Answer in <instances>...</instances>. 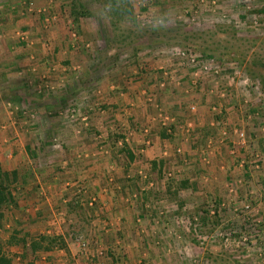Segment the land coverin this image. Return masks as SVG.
Here are the masks:
<instances>
[{
	"label": "rangeland",
	"instance_id": "rangeland-1",
	"mask_svg": "<svg viewBox=\"0 0 264 264\" xmlns=\"http://www.w3.org/2000/svg\"><path fill=\"white\" fill-rule=\"evenodd\" d=\"M25 1L24 15L17 14L18 8L0 4V24L9 27L0 30V44L5 46L7 38L14 42L6 49L8 54L0 52V56L17 55L19 46L31 52L25 55L30 66L16 77L27 76L24 91L30 100L22 104L26 110L15 100L23 96L19 92L12 96L13 90L5 86L0 92L10 97L7 116L21 119V132L29 130L30 145H39L46 155L32 164L26 159L21 162L19 174L25 175L30 165L36 173L25 187L14 188L18 206L13 216L7 212L0 222V243L13 264H24V260L26 264L98 263L93 250L89 256L82 252L77 241L81 237L105 249L101 264L109 259L128 261L127 255L145 264L151 260L152 246H168L162 256L172 253L173 259L178 256L187 264H264V0H49L47 6ZM56 3L65 7L59 16L52 10ZM58 19L66 29L60 30L61 45L52 46ZM36 40L46 48V56L54 58L43 65L44 72L39 69ZM111 74L114 84L125 75L132 87L142 81L132 78L147 75L144 86L148 89L141 90L142 114L136 116L131 106L127 111H113L86 91V81L92 79L97 81L96 92H104ZM174 85L189 98L179 109H171L177 111L176 117L160 101L162 92ZM22 86L16 80L12 88L23 91ZM32 103H47L49 108L38 110ZM118 114L121 122H129L126 132L123 123L115 121ZM36 120L43 122L34 124ZM220 125L223 136L208 130ZM235 130L246 134L245 146ZM87 135L93 137L94 150L79 152V164L73 163V168L98 169L95 175L89 172L93 179L103 178L99 172L106 168L112 175L106 169L103 185L87 187L78 181L71 186L56 175L60 168L56 160L62 161L72 139ZM173 135L189 145L188 151L206 147L215 152L227 146L229 153L221 152L214 174L209 170L213 167L209 155L200 157L199 152L193 159L194 154H187L181 144L172 153L156 141L158 136ZM138 137L141 141L132 142ZM156 146L164 157L152 158ZM113 153L119 159L112 168L122 173L114 174L107 166ZM169 164L180 172L170 176ZM195 174L199 192L189 200L190 192H182L193 190L187 175L195 178ZM52 181L55 186L49 193L54 199L46 203L39 185H52ZM169 187L173 190L167 194ZM118 205L132 209L134 216L128 220L110 216ZM22 228L23 234H30L29 240L62 238L67 248L34 257L31 250L9 244L13 231ZM127 247H132L130 252Z\"/></svg>",
	"mask_w": 264,
	"mask_h": 264
},
{
	"label": "crops",
	"instance_id": "crops-1",
	"mask_svg": "<svg viewBox=\"0 0 264 264\" xmlns=\"http://www.w3.org/2000/svg\"><path fill=\"white\" fill-rule=\"evenodd\" d=\"M22 1L27 2L25 0H0V4L4 5L2 7H5L7 9L18 8L17 9V14L18 15L19 14L24 15L22 11L24 10L25 5H24V2H22ZM29 1H35L36 4L41 5V6H47L49 4V0H29ZM14 3L16 5L12 7V5ZM59 5L61 6L60 3H56V5L52 7V10L53 9L55 10V13L57 14V16H59L63 12V8H65V7L62 8ZM2 7H1V9H2ZM7 9H5V11H7ZM3 10H4V8H3ZM24 21H26V20H21V22H24ZM67 23H69V21ZM65 26H66V24L63 22V20L62 19H58V22H57V24L55 26L56 27L55 32L53 33V34L56 33L55 34V38L53 37V42L50 41L52 46L61 45V40H60L61 37H60V35L62 33H61L60 30L66 29ZM7 28H9V27L5 23L0 24V30L4 29L6 31ZM47 38L48 39L52 38V35H51V37H47ZM12 41H13V39L7 38V43H6L5 46H3L4 44L3 45L0 44V52L8 54V51L6 49L9 50V46L14 44V42H12ZM35 44H37L36 45V47H37L36 48L37 49L36 50V52H37L36 56L38 57L37 61L40 63L39 64L40 66L39 65L38 66H39V69L42 71V69H44L43 65L46 64V63L54 62V58H53V55H50V54L46 56V48L43 49V45L40 44V41L36 40ZM38 44L42 48L40 46L38 47ZM23 47L19 46V47L15 48L16 54L18 53L17 55H14L15 53L12 52V55H10V54L7 55L6 59L3 58V56H0V89H2L5 86L7 88V90H8V88L13 90L12 91V96L17 94L18 92H19L20 95H23L24 97L21 96V97H18L17 99H15V100H18L17 104H20L22 109L24 108L26 110V108L23 107L22 104L25 102V99L26 100H30L29 94L24 91V89L27 88V76H23V77H20L19 79L18 78L16 79V77L17 76H21V72L25 68L30 66V64H31L28 61L29 59L25 58V55L30 54L31 52L29 51V49H26V48H23ZM39 53H41L42 55H44L46 57H41L39 55ZM7 58H10L9 59L10 62L8 64H3V63L8 62V61H6ZM42 58L45 60V62L42 61L43 60ZM42 72H44V71H42ZM134 73L136 74V71H134ZM159 73H160V71H159ZM112 76L113 75L111 74L109 77H107V79L109 81H108V86L104 87V89H103L104 92H96V91H98V89L95 87L97 81H93L92 79H88L86 81V83H87V86H86L87 90L86 91H88L90 93H93V97L94 98H98L99 100H101L104 103L106 102L108 105H110L112 108H114L113 111H120L121 108H123V111L124 110L127 111L126 107L131 106L130 109L135 112L136 116H139L140 114H138V113H140V112L142 114L143 110H141L140 106L143 105L145 99L142 96L143 92L141 90H143L144 87L148 89L147 86H144L145 85L144 83L146 82V79H147V75H142L141 77L132 78L133 80L142 79V81L135 82L133 87L126 83V79H125L126 76L125 75L122 76V78L120 79V80H123V79L124 80L119 82L118 84H114ZM16 80H17V82L21 81V83L25 86V87L22 86L23 89H20V90H23L24 92L23 91H19V90L16 91L15 90L16 88L15 89L12 88L13 84L15 83ZM102 81H104V80H102ZM180 88L177 85H174L172 88H169V89L165 90L164 92H162L163 98H160L161 99L160 100L161 103H163L164 106L167 107V113H169L171 116H174V117H176L177 111H175V110L171 111V109H175V108L179 109L183 105V103L184 104L186 103L184 101L189 99L188 96L185 93H183V91H180L181 90ZM62 92L63 91H61V94H63ZM40 96L41 97L44 96L43 100L45 101V98H46L45 94L40 95ZM141 97H143L144 100H142ZM8 99H10V97L2 96V94L0 92V170L6 171V172H12V171H18L19 172L20 171V167L22 166L21 162L24 159L27 160V164H32V162L40 161L41 157H44V155H46V154H45V150L41 149V147H39V145H37V147H36L35 144L30 145V140H31L30 137L31 136L29 135V138H28L27 134H26L27 132H29V130L26 131V133L25 132H21V127H22V123H20V121L22 122L21 119H18V121H15V118L11 119V118L8 117L9 115L7 116V114H6L7 113L6 112V109H7L6 106H8V108H9ZM11 99H13V98H11ZM38 101H41V100H38ZM30 106H33V107L37 106L38 110H43V111H44V109L49 108L47 106V103H42V104L32 103V105H30ZM89 108H90V106H89ZM34 110L38 111L37 109H34ZM90 110H91V108H90ZM28 111L35 112V111L30 110V109ZM126 114H127V112L124 114V116H126ZM115 116L119 117V119H115V121L121 122L120 114L115 115ZM41 119L45 120L46 117L43 116ZM38 121H39V124H41L43 122L42 120L41 121L40 120H36L35 123L34 122L33 123L34 124H38ZM93 121L94 120L91 119V122H93ZM124 122L123 121L121 122V124L123 123L121 126L123 127V131L126 132V125H129L128 124L129 122L127 123V120H124ZM207 122L210 124L211 120H209ZM207 122H206V124H208ZM211 125H212V123H211ZM152 126H154V125H152ZM198 126L202 127V126H204V124L203 123H199ZM223 128L221 127V125H220V127L216 128V129H212L209 126L208 130H210L211 133L213 132V133L218 134V135L222 134V136H223L224 132L221 131V130H223ZM194 135H193V137H194ZM194 138L196 139L197 137L195 136ZM225 138H227V137H225ZM37 139H35V140H37ZM39 139L41 141L43 140V138H39ZM39 139H38V141H39ZM181 140H182L181 137H178L176 135H173L171 137L158 136V140L156 139V141L159 144L163 143L164 147H168L170 150H172V153H173V149H176L177 146L179 147V145L181 144L184 147H186L187 154H190L189 152H192V154H194L192 156L193 159H197L196 158V156H197L196 154H199V152H202V154H203V155H200V157L204 156V154L205 155L206 154L209 155L208 157H210V160H211L210 164H213V167H212L213 170L211 168H209V170H210L211 173L214 172V174H215V172L217 170L216 166L219 165V161H220L219 159L222 157L221 152L222 151H226L227 153H229L228 152L229 148L227 146L222 147V149L218 148V149L215 150V152H213L214 150H212L211 149L212 147L210 148V146L208 148L211 149V150H208L205 147L204 150H198V149L194 148L193 150L188 151L189 145L188 144L186 145L185 142L181 143ZM72 141L73 142H71L72 145H71L70 148L64 147V148H66L65 149V151H66L65 154L66 155H63L64 157H63L62 161L59 160V159L56 160V161H58V165L60 166L59 172L56 175H59L61 180L65 181L64 183L70 184L71 186L72 185L73 186H77L76 184H78V181H81L80 183H83V185H85L87 187L89 185L91 186V185H94V184L103 185L102 183L107 178V174L109 173V175H112V174H110V172H108V168H106L108 173H106V169L105 168H103V169H105L104 173L99 172V174H103V178L100 177V179L96 178V176L94 177V179L89 176L90 175L89 174L90 171H93L94 172L93 174L95 175V172H98V169H92V168H89V166H88L87 170H83L84 168H80V169L77 168L78 170L73 168V166L75 165L73 163L79 164V160L76 158V155L79 152L80 153H87V152H91V151L94 150L93 148L95 146H93V137H92V135L79 137V139H76V140L72 139ZM137 141H141L140 137L136 138L135 140H132V142H137ZM38 144H39V142H38ZM160 150H161L160 147H157L155 149V151L153 152L154 156H152V158H154V157L155 158L156 157H164V155L160 156L161 155L159 153ZM33 154H36L37 157L34 158ZM166 154L167 153H165V155ZM61 156H62V154H61ZM167 156H168V154H167ZM170 157H171V155H170ZM214 158H215V160H214ZM118 159H119V157L117 155L115 156V154L113 153L106 160L107 166L112 168V165L114 164V162L118 161ZM193 159H191V160H193ZM164 162L166 163V159H165ZM37 164H40V163L37 162ZM86 164L91 165L90 162L86 163ZM165 166H166V164H165ZM35 167H37V165H35ZM94 167H96V166H94ZM168 167H167V169H169V171L173 170V173H171L172 176H173L174 173L180 172V169H177L178 170L177 172L174 171L178 167H175V166L173 167V164L172 165L169 164ZM28 168H29V170L25 173V175L29 174L31 176V174H32L34 176V174L36 173L35 172V168L32 165H30V167H28ZM218 168H219V166H218ZM220 168L224 169L223 166H221ZM112 169H113L112 172H114V174L115 173L116 174L122 173V170L120 168H117L116 170L114 168H112ZM182 170H184V168H182ZM32 172H34V173H32ZM35 176H36L37 179H39L37 175H35ZM194 176H195V178H193V176L187 175V179L189 180L190 185L193 186V190H188L187 189L186 191L183 190V192H182L183 194H186V193L190 192L189 196L185 195V196H188L189 200L193 199L192 195H197V193L199 192L198 187H197V185H198L197 184L198 175L195 174ZM108 177H110V176H108ZM53 180H57V178L55 177ZM169 180H174V179H169ZM17 186H20V185H17ZM39 186L41 187V190L43 191V193H41V196H42V198H46V199H44V200L47 201L46 203H49L50 201H52L54 199V197L49 193V191L52 189V187L55 186V185H53V181H52V185H39ZM107 186H110V185H107ZM128 186H130V185H128ZM156 186L158 187L159 185H156ZM45 188L47 189V191L45 190ZM194 188H196V189H194ZM17 189H20V187H17ZM75 190H76V188H75ZM169 190H170V187H169L168 191ZM15 195H17V193H15ZM180 195H181V192H180ZM112 198H113V196H112ZM183 200L185 201L186 198H184ZM121 201H123V199H121ZM102 202H104V201H102ZM125 202H126V200H125ZM160 202H162L164 204V203H168L169 201H165V202L160 201ZM118 206H119L118 209H114L115 210L114 213H110V216H112L113 218L121 219V220L122 219L128 220V217L131 218L132 216H134L135 212L133 213L132 209L129 208L128 210H126V208H124V206L121 209L120 205H118ZM111 209H113V208L111 207ZM111 212H112V210H111ZM131 248L132 247H127V250H129L128 252H130ZM20 249L22 251H24L23 247L20 248ZM168 249H170L168 246H164L162 248L156 247V246H152L151 247V251L149 252V258L151 260H148L145 264H187L186 262H184L183 259L179 258L178 256H177L176 260L173 259V257H172L173 254L172 253L166 252V254H163V256H162V253H165L164 251H166ZM133 250H137V249L133 248L132 251ZM138 251H140L142 253L144 252L142 247H140V250H138ZM59 254H57V255L51 254V255H53V258H55V257L59 256ZM46 256L47 255H45V258H46ZM49 256H50V254H49ZM51 258L52 257H50V258L48 257L47 259L49 260ZM127 258H129L128 261H126V259H123L122 261H118V259H116L115 260L116 263L114 262V260H110V259L109 260H104L102 264H138V261H137V259H135V257L127 255ZM130 258H132V259H130ZM19 261H22V260L19 259ZM141 263H142V261L139 262V264H141ZM24 264H26L25 261H24ZM48 264H52V262H50V260H49ZM54 264H66V262L64 260L62 262H60V260L59 261L57 260V261L54 262Z\"/></svg>",
	"mask_w": 264,
	"mask_h": 264
},
{
	"label": "trees",
	"instance_id": "trees-1",
	"mask_svg": "<svg viewBox=\"0 0 264 264\" xmlns=\"http://www.w3.org/2000/svg\"><path fill=\"white\" fill-rule=\"evenodd\" d=\"M33 157L36 158L37 155L33 154ZM29 176L30 175L19 174L18 171L6 172L0 170V222L5 219L7 212L10 213L11 216L14 215V209H16L18 206V199L14 194V188H16L17 185H24L25 187L27 185ZM187 187L188 185H183V188ZM172 190L173 188L169 190L167 194ZM68 207L71 209L72 204L68 205ZM13 232L14 233L12 234L9 244L21 245L25 252L31 250V253L34 255V257H37L39 252H50L56 248H67V245L62 238L43 236L39 239L32 238L29 240L30 234L28 232L23 234V228L19 229L18 231L14 230ZM21 235H24V237ZM22 259H24V257ZM0 264H13L12 260L3 252V246L1 243ZM32 264L34 263L32 262Z\"/></svg>",
	"mask_w": 264,
	"mask_h": 264
},
{
	"label": "built area",
	"instance_id": "built-area-1",
	"mask_svg": "<svg viewBox=\"0 0 264 264\" xmlns=\"http://www.w3.org/2000/svg\"><path fill=\"white\" fill-rule=\"evenodd\" d=\"M185 55V53H183V56ZM195 62V61H193ZM206 69V68H205ZM192 110H195V107H191ZM235 134L237 135L241 145L246 144V134L244 132H239L237 130L234 131ZM179 152H181V150H179ZM244 162H242L241 166H243ZM172 176V175H170ZM250 206H246L247 210H250ZM77 241L79 243V246L82 249V252L85 254V256H89L91 255V253L94 251L97 254V259L99 260L98 263H94V264H101L100 261H102L104 259L105 256V249L96 241L95 243H89L88 241L84 240L82 237L81 238H77ZM93 250V251H92Z\"/></svg>",
	"mask_w": 264,
	"mask_h": 264
}]
</instances>
